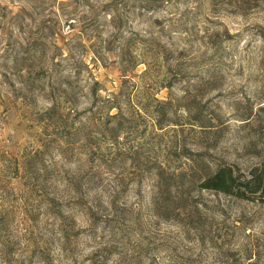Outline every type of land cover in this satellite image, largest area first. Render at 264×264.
<instances>
[{
  "label": "rangeland",
  "instance_id": "rangeland-1",
  "mask_svg": "<svg viewBox=\"0 0 264 264\" xmlns=\"http://www.w3.org/2000/svg\"><path fill=\"white\" fill-rule=\"evenodd\" d=\"M264 0H0V264H264Z\"/></svg>",
  "mask_w": 264,
  "mask_h": 264
},
{
  "label": "trees",
  "instance_id": "trees-1",
  "mask_svg": "<svg viewBox=\"0 0 264 264\" xmlns=\"http://www.w3.org/2000/svg\"><path fill=\"white\" fill-rule=\"evenodd\" d=\"M204 188L228 195H236L242 199H249L247 192L256 194L263 190L264 171L262 168L251 170L248 176L236 173L232 167L220 168L204 183Z\"/></svg>",
  "mask_w": 264,
  "mask_h": 264
}]
</instances>
